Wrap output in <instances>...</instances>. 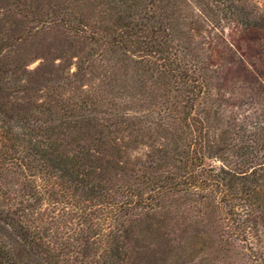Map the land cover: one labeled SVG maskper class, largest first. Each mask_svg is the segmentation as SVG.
<instances>
[{
	"label": "trees",
	"instance_id": "obj_1",
	"mask_svg": "<svg viewBox=\"0 0 264 264\" xmlns=\"http://www.w3.org/2000/svg\"><path fill=\"white\" fill-rule=\"evenodd\" d=\"M192 226L264 258V6L0 0V264H147Z\"/></svg>",
	"mask_w": 264,
	"mask_h": 264
},
{
	"label": "rangeland",
	"instance_id": "obj_2",
	"mask_svg": "<svg viewBox=\"0 0 264 264\" xmlns=\"http://www.w3.org/2000/svg\"><path fill=\"white\" fill-rule=\"evenodd\" d=\"M251 1L264 6V0ZM40 63L41 60H37L30 68L34 69ZM228 75L229 71L225 70L221 77L222 83H225ZM233 76L229 77L232 78ZM187 234L188 232L180 233L174 229L169 234L160 231L154 233V236H146L144 239L137 241V244L142 249L149 251L146 253L147 264H258L257 261L251 259L252 251L239 250V252L236 251V254L230 257L217 253L215 251L216 245H212L211 240L196 233L194 226L189 231V237H192V245L187 250H184L183 241L187 239ZM258 262L264 264V258Z\"/></svg>",
	"mask_w": 264,
	"mask_h": 264
}]
</instances>
